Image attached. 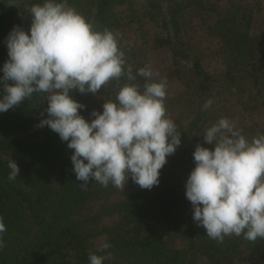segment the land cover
<instances>
[{"label":"trees","instance_id":"1","mask_svg":"<svg viewBox=\"0 0 264 264\" xmlns=\"http://www.w3.org/2000/svg\"><path fill=\"white\" fill-rule=\"evenodd\" d=\"M17 3L0 2V68L8 59V33L17 25L30 30L29 9L43 0ZM68 6L96 30L121 37L134 75L150 64L158 79L181 83V96L196 109L173 118L181 145L162 167L160 183L142 189L129 178L130 194L94 181L81 187L72 170L74 150L49 127H38L47 118L45 93L0 113V217L7 227L0 264H89L90 254H106L100 251L105 241L111 258L104 264H264V239H210L193 220L185 196L204 129L225 117L249 140L264 132V33L252 28L264 0H68ZM203 38L217 40L215 47ZM161 48L167 50L164 71L154 56ZM125 83L142 88L144 78L113 80L96 94H70L85 105L80 114L91 120V112L115 101ZM169 99L164 103L171 118ZM209 99L212 107L204 110ZM242 112L257 113L251 126L238 122ZM10 160L20 168L14 181L8 179Z\"/></svg>","mask_w":264,"mask_h":264},{"label":"clouds","instance_id":"2","mask_svg":"<svg viewBox=\"0 0 264 264\" xmlns=\"http://www.w3.org/2000/svg\"><path fill=\"white\" fill-rule=\"evenodd\" d=\"M7 6L17 0H0ZM30 30L14 26L6 38L8 59L0 68V113L34 93H45L47 118L38 127H49L67 147L73 172L81 187L89 181L103 187L124 189L129 178L142 189L160 183L162 167L181 145V132L167 115V81L150 64L135 75L127 65L121 37L111 30H96L68 0H43L29 9ZM127 65V66H126ZM144 78L141 88L125 83L115 101L106 100L103 111L93 110V119L80 114L85 105L70 94L99 92L110 81ZM209 99L204 110L212 107ZM43 115V113H42ZM195 167L185 184L186 199L193 206V220L218 243L226 236H243L255 242L264 239V135L249 140L236 122L222 117L203 131ZM8 179L14 181L20 168L8 162ZM7 227L0 217V250L6 245ZM104 242L92 253L89 264H104L111 254Z\"/></svg>","mask_w":264,"mask_h":264},{"label":"rangeland","instance_id":"3","mask_svg":"<svg viewBox=\"0 0 264 264\" xmlns=\"http://www.w3.org/2000/svg\"><path fill=\"white\" fill-rule=\"evenodd\" d=\"M200 22V21H199ZM195 26H197L200 30L203 29L204 27L195 24ZM253 31L254 33L257 32H263L264 33V10L256 13V17H255V22L253 23ZM255 29V30H254ZM155 30V28H154ZM206 32L205 35L209 36V31H204ZM133 33V32H132ZM212 34V33H211ZM205 43L210 42V39H206L203 38ZM217 40H213V42L208 43L210 45V47H215L216 44H214ZM167 50L165 48H161L159 50H157L155 52V63L157 65V67L160 68V70L164 71V67L167 66ZM213 57V56H212ZM213 60H215V58H212ZM207 60V59H206ZM216 61L213 62V65L215 64ZM217 65V64H216ZM216 65L213 66V69L216 67ZM211 66V65H209ZM167 96L166 99H169L172 103H171V107L170 110L173 111L174 113L172 114L171 118H176V117H180L182 113H187V112H193L194 109H196L194 104H189V98L187 96H181V88H182V84L173 80H169L167 79ZM178 96L180 98H178ZM201 101V100H200ZM202 102V101H201ZM174 103V104H173ZM199 103V101H198ZM264 110V109H263ZM259 113V112H258ZM259 117V114H258ZM257 118V113H250V112H242V114L237 116V120L241 125H245V126H251V124L256 120ZM257 130H254V132H256ZM248 134H251V132H249ZM259 135H264V132L261 131V133ZM127 185V184H126ZM125 185L124 188V194H130L131 192L134 191V187H127Z\"/></svg>","mask_w":264,"mask_h":264}]
</instances>
